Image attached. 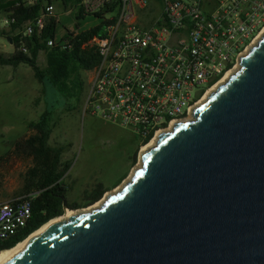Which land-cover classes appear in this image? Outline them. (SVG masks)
<instances>
[{
	"label": "water",
	"instance_id": "1",
	"mask_svg": "<svg viewBox=\"0 0 264 264\" xmlns=\"http://www.w3.org/2000/svg\"><path fill=\"white\" fill-rule=\"evenodd\" d=\"M240 61L121 191L4 264H264V39Z\"/></svg>",
	"mask_w": 264,
	"mask_h": 264
},
{
	"label": "built area",
	"instance_id": "2",
	"mask_svg": "<svg viewBox=\"0 0 264 264\" xmlns=\"http://www.w3.org/2000/svg\"><path fill=\"white\" fill-rule=\"evenodd\" d=\"M113 3L119 8L106 15L105 35L91 42L101 62L90 72L85 112L130 131L141 153L174 124L193 120L264 39V0H81L89 14ZM45 11L26 35L43 29L55 7ZM13 22L0 14V30ZM32 218L31 196L0 204V243Z\"/></svg>",
	"mask_w": 264,
	"mask_h": 264
},
{
	"label": "trees",
	"instance_id": "3",
	"mask_svg": "<svg viewBox=\"0 0 264 264\" xmlns=\"http://www.w3.org/2000/svg\"><path fill=\"white\" fill-rule=\"evenodd\" d=\"M48 5L55 7V14L46 17L43 29L34 28L30 36L26 35L27 27L45 15ZM118 8L119 4L113 3L89 14L81 0H0V14L14 20L9 29L0 30V38L7 39L14 48L12 53L0 52V66L30 67L43 86L37 102L45 106L40 117L28 123L27 134L14 143L10 152L0 156L2 169L13 163L26 164L28 169L22 175L24 185L19 195L31 196L33 201L32 220L17 236L0 243V253L16 247L51 220L64 215V198L68 194L64 178L72 163L63 161L66 147L50 145L56 114L61 110L71 113L85 104L88 97L85 75L101 62L99 47L91 42L105 35L109 22L106 15ZM72 24L74 29L69 27ZM41 54H45L44 66L39 64ZM51 93L56 96L55 104L48 101ZM30 160L34 164L29 165ZM109 191L103 184L85 191V206L95 205Z\"/></svg>",
	"mask_w": 264,
	"mask_h": 264
},
{
	"label": "rangeland",
	"instance_id": "4",
	"mask_svg": "<svg viewBox=\"0 0 264 264\" xmlns=\"http://www.w3.org/2000/svg\"><path fill=\"white\" fill-rule=\"evenodd\" d=\"M70 28L74 29L75 24ZM13 50L7 39L0 38V52L8 54ZM45 63V54H41L39 64L44 66ZM85 78L89 94L91 74L87 73ZM42 90L43 86L30 67L21 65L15 69L0 66V156L10 152L14 143L27 134L28 123L37 120L43 113L45 106L37 102ZM48 101L55 104L56 96L51 93ZM55 121L57 124L50 145L66 147L63 161L72 163L64 178L68 186V209L64 214L66 211L82 212L95 206L97 203L85 206L84 193L98 184L110 190L100 201L103 202L108 195L130 181L140 167L143 153L137 149L135 135L90 114L85 116V104L71 113L58 111ZM134 157L136 163H133ZM27 169L23 162L13 163L7 169L0 168V204L21 197L19 193L24 185L22 175ZM117 184L119 186L114 188Z\"/></svg>",
	"mask_w": 264,
	"mask_h": 264
},
{
	"label": "bare ground",
	"instance_id": "5",
	"mask_svg": "<svg viewBox=\"0 0 264 264\" xmlns=\"http://www.w3.org/2000/svg\"><path fill=\"white\" fill-rule=\"evenodd\" d=\"M235 74V73H234ZM232 76V75H231ZM231 78V77H230ZM227 82V81H226ZM219 88V87H218ZM211 93V92H210ZM208 98V97H206ZM206 98H205V101H206ZM204 101V102H205ZM204 102H202L201 104H203ZM87 115V113L85 112V116ZM188 122V121H187ZM158 142V139L152 143V147L156 146ZM148 150V149H147ZM143 168V159H142V162H141V165L140 167L137 168V170H140ZM136 170V171H137ZM135 171V172H136ZM134 172V174H135ZM134 174L132 176L131 179L134 178ZM131 181V180H130ZM130 181H127L122 187H119L117 188L113 193H116V192H119L123 189V187H125L127 185V183H129ZM112 193V194H113ZM106 201V200H105ZM100 202V203H97L95 206H92L90 209L88 210H85V211H82V212H78V213H75V212H72V211H66V213L61 216V217H58V218H55L53 220H51L49 223H47L45 226H43L41 229H39L38 231L34 232L32 235H30L25 241H23L22 243L18 244L16 247L10 249V250H6V251H3L0 253V264H4L6 263L10 258H12L18 251H20L21 249H23L24 247H26L27 245H29L30 243H32L33 241H35L36 239H38L41 235L45 234L48 230H50L52 227H54L55 225L59 224V223H62V222H66L69 220V216L72 215H77L79 213H89V212H92L93 210H97L98 208L101 207V205L105 202Z\"/></svg>",
	"mask_w": 264,
	"mask_h": 264
},
{
	"label": "flooded vegetation",
	"instance_id": "6",
	"mask_svg": "<svg viewBox=\"0 0 264 264\" xmlns=\"http://www.w3.org/2000/svg\"><path fill=\"white\" fill-rule=\"evenodd\" d=\"M32 164H34V161L33 160H30L29 161V165H32Z\"/></svg>",
	"mask_w": 264,
	"mask_h": 264
},
{
	"label": "crops",
	"instance_id": "7",
	"mask_svg": "<svg viewBox=\"0 0 264 264\" xmlns=\"http://www.w3.org/2000/svg\"><path fill=\"white\" fill-rule=\"evenodd\" d=\"M72 25H70L69 27H71Z\"/></svg>",
	"mask_w": 264,
	"mask_h": 264
}]
</instances>
